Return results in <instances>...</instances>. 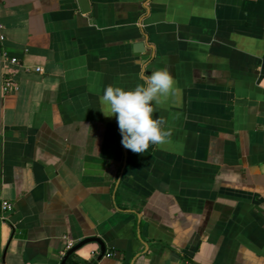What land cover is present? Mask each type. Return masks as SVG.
<instances>
[{"label":"crops","instance_id":"obj_1","mask_svg":"<svg viewBox=\"0 0 264 264\" xmlns=\"http://www.w3.org/2000/svg\"><path fill=\"white\" fill-rule=\"evenodd\" d=\"M87 1L0 0V264H264V0ZM165 68L133 153L100 97Z\"/></svg>","mask_w":264,"mask_h":264},{"label":"clouds","instance_id":"obj_2","mask_svg":"<svg viewBox=\"0 0 264 264\" xmlns=\"http://www.w3.org/2000/svg\"><path fill=\"white\" fill-rule=\"evenodd\" d=\"M176 91V81L168 69H157L142 78L133 89L108 85L100 97L106 117L115 116L121 144L133 153L142 154L150 145H163L170 132L163 121L153 118V104L160 105Z\"/></svg>","mask_w":264,"mask_h":264},{"label":"built area","instance_id":"obj_3","mask_svg":"<svg viewBox=\"0 0 264 264\" xmlns=\"http://www.w3.org/2000/svg\"><path fill=\"white\" fill-rule=\"evenodd\" d=\"M1 28V26H0ZM4 39V36L0 34V41ZM7 64L11 66H16L18 64V59L16 57H9L5 51L0 52V90L2 94L14 93L19 89V85L16 82V72L7 67ZM36 72H41L40 68L35 69ZM13 205L6 201H0V219H4L5 215L11 212ZM66 244L64 249L60 252V259L64 260L69 251L74 248L75 244L73 241L65 238ZM111 257V254L106 255ZM65 264V263H64Z\"/></svg>","mask_w":264,"mask_h":264},{"label":"water","instance_id":"obj_4","mask_svg":"<svg viewBox=\"0 0 264 264\" xmlns=\"http://www.w3.org/2000/svg\"><path fill=\"white\" fill-rule=\"evenodd\" d=\"M77 2H78V5H79L80 10H81L83 13L88 12V10H89V6H88V1H87V0H77ZM91 242H96V243L99 244L101 254H100V256H99L98 259H101V258L104 256V254L106 253V248H105L104 244H103V243L101 242V240H99L98 238H89V239H86V240L80 242V243L77 244L76 246H74V248H72V249L69 251V253L67 254V256H66V257L64 258V260L61 262V264H64V263H65L67 257H68L70 254H72L73 252L79 250V249H80L81 247H83L84 245H86V244H88V243H91ZM118 257H119V256H118V254H117L116 258H118Z\"/></svg>","mask_w":264,"mask_h":264},{"label":"trees","instance_id":"obj_5","mask_svg":"<svg viewBox=\"0 0 264 264\" xmlns=\"http://www.w3.org/2000/svg\"><path fill=\"white\" fill-rule=\"evenodd\" d=\"M71 257H72V254H70V255L67 257V259H66V261H65V264H76V263H74V262L71 260Z\"/></svg>","mask_w":264,"mask_h":264}]
</instances>
